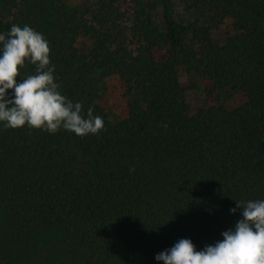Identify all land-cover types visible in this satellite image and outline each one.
<instances>
[{
    "label": "trees",
    "instance_id": "1",
    "mask_svg": "<svg viewBox=\"0 0 264 264\" xmlns=\"http://www.w3.org/2000/svg\"><path fill=\"white\" fill-rule=\"evenodd\" d=\"M115 4L0 0V34L13 24L42 33L60 92L105 121L84 137L0 123L3 264H163L156 255L180 239L197 251L222 240L243 218L236 201L264 199V0H192L200 27L168 14L159 27L152 4ZM226 20L234 35L214 43ZM79 38L92 41L85 54ZM179 67L236 107L190 114ZM113 76L127 99L117 123L99 106Z\"/></svg>",
    "mask_w": 264,
    "mask_h": 264
},
{
    "label": "clouds",
    "instance_id": "2",
    "mask_svg": "<svg viewBox=\"0 0 264 264\" xmlns=\"http://www.w3.org/2000/svg\"><path fill=\"white\" fill-rule=\"evenodd\" d=\"M0 46V123L5 129L27 126L51 134L63 129L78 137L104 130V119L92 107L85 112L82 102L60 92L49 42L42 33L13 24L0 34ZM27 63L35 67L34 74L18 80L19 69ZM236 204L243 218L222 233V240L197 251L190 239H180L155 259L163 264H264V199Z\"/></svg>",
    "mask_w": 264,
    "mask_h": 264
},
{
    "label": "rangeland",
    "instance_id": "3",
    "mask_svg": "<svg viewBox=\"0 0 264 264\" xmlns=\"http://www.w3.org/2000/svg\"><path fill=\"white\" fill-rule=\"evenodd\" d=\"M69 5L85 6L90 11L94 10L100 0H65ZM109 1V0H108ZM139 2L143 5L152 4L153 7L148 9V14L155 24L163 26V15L168 16L182 24L193 23L197 27L202 26L205 22L199 12L193 7L192 0H116V6L122 12L131 13ZM234 35L231 21L226 20L217 29L210 31V36L214 43L221 44L229 37ZM190 35H186L184 40L187 42ZM92 47V41L89 38H79L76 48L80 53H87ZM179 82L184 90L185 102L189 108L190 114L197 110L207 109L213 106H223L228 110L236 107L237 102L228 94H219L207 96L204 92L202 80L184 73L181 67L178 68ZM126 92L125 85L119 77L113 76L103 83V94L99 99V106L102 112L108 116L112 123H117L127 115V99L124 97ZM0 264H3L0 262Z\"/></svg>",
    "mask_w": 264,
    "mask_h": 264
}]
</instances>
